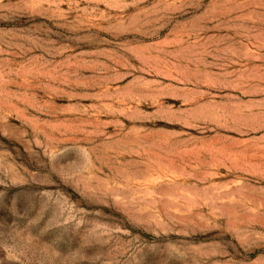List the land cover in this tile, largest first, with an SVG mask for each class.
<instances>
[{
	"label": "rangeland",
	"instance_id": "rangeland-1",
	"mask_svg": "<svg viewBox=\"0 0 264 264\" xmlns=\"http://www.w3.org/2000/svg\"><path fill=\"white\" fill-rule=\"evenodd\" d=\"M0 264H264V0H0Z\"/></svg>",
	"mask_w": 264,
	"mask_h": 264
}]
</instances>
